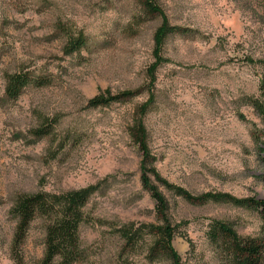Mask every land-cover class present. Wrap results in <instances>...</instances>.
<instances>
[{
	"label": "rangeland",
	"instance_id": "rangeland-1",
	"mask_svg": "<svg viewBox=\"0 0 264 264\" xmlns=\"http://www.w3.org/2000/svg\"><path fill=\"white\" fill-rule=\"evenodd\" d=\"M170 23L186 31L164 38L156 62L154 32L162 15L143 0H0V264H36L42 227L32 222L15 259L10 209L23 193L99 184L84 206L77 264H170L149 257V236L125 245L117 227L156 221L154 200L141 187V152L131 136L144 113L154 164L192 193L225 191L264 198V0H153ZM85 44L65 46L77 35ZM47 77L16 98L6 76ZM151 72L153 77H151ZM129 97L89 105L107 92ZM46 123L42 136L33 129ZM177 225L173 245L183 264H233L228 245L210 238L214 218L241 235H256L255 208L193 202L160 185Z\"/></svg>",
	"mask_w": 264,
	"mask_h": 264
},
{
	"label": "trees",
	"instance_id": "trees-1",
	"mask_svg": "<svg viewBox=\"0 0 264 264\" xmlns=\"http://www.w3.org/2000/svg\"><path fill=\"white\" fill-rule=\"evenodd\" d=\"M145 7L152 12L162 15L161 22L154 32L156 63L165 60L160 53L161 45L166 36L186 31L178 24L170 23L164 16L160 6L153 0H143ZM85 44V36L77 35L69 40L65 46L66 52H72ZM264 63V59H262ZM151 77L153 73L151 72ZM49 82L47 77L33 76L27 71H14L6 76L4 92L9 98H16L23 87L28 83L43 85ZM133 94L132 90L98 94L88 99L89 105L108 104L123 100ZM153 98L145 100L137 109L138 115L133 120L131 136L138 144L141 152L139 162V180L154 200L156 221H133L117 227L124 239L125 245L136 244L145 235L149 236V257L165 255L170 264H183L181 255L173 245V238L177 225L169 215V201L160 185L188 201L204 202H231L233 204L255 208L261 219L260 231L256 235H241L231 223L218 218L212 219L208 234L211 239H222L229 247L233 264H264V198L255 196H235L225 191H204L192 193L183 186L176 184L159 172L154 161V154L150 151L147 142V129L143 115L152 106ZM257 111L264 120V102L258 98L252 99ZM50 132L49 126L43 123L33 129V134L42 136ZM99 184L88 185L77 189L63 191L37 190L20 194L10 211L15 217V226L12 235V249L15 259H20L19 250L25 241L31 224L39 219L42 227V255L36 264H77L84 260V248L81 245L79 227L85 220L84 206ZM124 264H132L126 261Z\"/></svg>",
	"mask_w": 264,
	"mask_h": 264
}]
</instances>
